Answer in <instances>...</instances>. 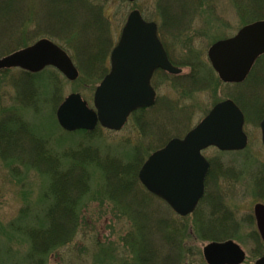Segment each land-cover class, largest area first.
<instances>
[{
    "label": "rangeland",
    "instance_id": "1",
    "mask_svg": "<svg viewBox=\"0 0 264 264\" xmlns=\"http://www.w3.org/2000/svg\"><path fill=\"white\" fill-rule=\"evenodd\" d=\"M19 1L21 4L14 6L16 7L15 13L1 22L0 57L7 54L5 51L11 52L22 48L20 46L23 43L28 46L37 39L46 37L60 49H64L76 67L78 75L72 81L55 68L46 67L35 76V82L41 84L39 88L36 87L37 97L34 93L30 96L31 91L29 93L27 91L25 96L18 98L14 94L17 90L12 83L19 77L31 78V74L19 68L1 69L0 121L13 115L33 130L36 139L45 138L50 145L57 148L76 145L80 135L76 133L70 135L64 132L56 122L54 111L61 103L60 101L73 91L79 93L88 106L93 107V92L99 80L95 76H86L88 74L82 67L92 51L85 49L84 43L78 42V47H74L73 43L67 40V34L59 36L60 38L45 35L44 32L47 29L41 21L44 9L43 0ZM168 1L170 0H135L131 2L91 0L92 3L102 5V12L108 22L106 27L108 28V38L111 39L107 47V54L99 62L101 67H104L103 69L108 70L109 52L119 37L126 16L134 9L138 10L144 19L156 22L159 38L165 41L174 60H180L181 54L184 53L181 47L188 39V44L192 45L196 54L204 62L206 69L211 68L207 50L213 42L232 37L244 25L262 19L249 13L248 10L253 4L252 0H190L188 11L185 10L182 13L185 18L177 19V23L173 24L175 23L173 18L178 16L176 13L179 7L175 3L169 6ZM172 24L173 26L179 25L177 32L183 31V34H179L178 37L170 35L171 31L168 28ZM83 58L85 59L82 60ZM257 61L250 71L249 77L241 84L222 83L217 80V74L213 72L215 78L212 83L184 96L181 93L189 91L184 88V82L176 77H171L174 75L164 76L158 72L152 76V86L158 100L156 108L167 103L168 108L172 109L177 117L184 119L182 120L185 121L187 130L195 125L217 101L226 98L233 99L240 106L242 105V110L244 105V116H246L243 129L247 135L246 145L242 149L232 151H220L212 146L206 147L202 151V156L213 160L212 174L206 180L205 192L211 196L214 195L222 203L220 207L217 203L213 206L223 214L222 217L226 212H231L230 216L233 215L237 220L235 235L230 239L235 240L245 252V259L240 264H254L257 257L264 255V242L261 241L258 233V240H255L252 234L253 231L256 232L252 215L253 204L256 202L264 204V198L261 197L264 191L257 193L255 189L256 173L264 166V146L261 143L258 123L264 111L259 115L251 113L254 106L252 99L257 98L264 103V70L259 71L264 69V58ZM176 66L182 69L181 75L190 71L188 66ZM52 75L57 78L56 84L59 90L56 92L60 97L55 105L49 96H46L45 101L42 100L44 95L42 84L49 81ZM258 75L259 79L256 80ZM32 83L34 84V82ZM29 97L31 100L27 101ZM146 114H151V111ZM99 131L93 139V145L98 146L101 151L112 150L116 156L125 160L127 157L124 154L133 144L139 143L142 133L131 116L119 130L101 128ZM182 133L179 136H182ZM174 135L172 134V137ZM141 145H143L142 142ZM26 146L28 145L26 144ZM144 146L147 145L144 144ZM145 147L142 148L144 160L159 148L150 151ZM32 167L19 161L7 164L0 158V264H27L30 262L31 254L32 257H41L44 264H118L121 261H131L135 254V248L131 244L123 242L127 239V241L131 240L132 235L134 236L136 233L134 222L131 221L130 208L103 194V172L94 166L88 167V192L81 197L79 202V224L73 238L62 246L49 248L50 251L48 249V252L46 251L42 256L41 253H32L27 235L11 227V223L18 217L21 207L28 206L36 212L35 214L42 217L43 208L47 203L46 199L43 200L45 198L43 194L47 192L49 178ZM132 182L133 189L130 191L131 194L133 192V195L131 196L141 198L147 205V207L143 205L144 208L142 207L143 210H141L144 214L143 219H148L150 222L152 217L159 216L163 220H170L177 215L164 201L145 190L138 178L137 181L133 180ZM207 201L208 198L201 204V208H208L206 207ZM186 219L187 234L183 239L193 248L192 258L195 260L192 264H205L201 248L209 241L199 239L194 233L193 220L191 221L189 215ZM148 234L152 238V233L148 232ZM156 235L158 236L157 232ZM159 238L156 237L153 240L155 247L165 253L168 251V246L164 245L165 242L162 244L163 240H159Z\"/></svg>",
    "mask_w": 264,
    "mask_h": 264
},
{
    "label": "trees",
    "instance_id": "2",
    "mask_svg": "<svg viewBox=\"0 0 264 264\" xmlns=\"http://www.w3.org/2000/svg\"><path fill=\"white\" fill-rule=\"evenodd\" d=\"M175 1H168L169 6L175 3L179 7L176 13L178 16L173 18L175 23L171 22L173 24L177 23V19L185 18L182 13L185 10L188 11L187 7L191 4L190 0ZM252 1L253 4L248 10L249 13L257 16L256 18L263 19L264 0ZM15 4H21V1L0 0V29L2 28L1 22L15 13ZM43 5L41 21L47 29L44 32L45 35L60 38L59 36L67 34V40L73 43L76 48L78 42L84 43V48L92 51V54L89 57L87 56L89 59L83 63V70L88 74L86 76H95L100 80L107 71L103 69L104 67H101L99 62L107 54V47L111 42V39L108 38V28H106L108 22L102 12V5L92 3L91 0H43ZM167 17L170 16L167 15ZM173 24L168 28L171 31L170 35L178 37L179 34H183V31L177 32L179 25L173 26ZM162 42L170 61L174 65H183L190 68L187 74L171 76L184 82V88L189 91L182 92V96L212 83L215 78L212 69L204 67V62L196 54L192 45L188 44V39L184 41L181 47L184 51L180 57L181 61L174 60L168 51L167 45H165V41ZM21 43L23 42L21 41ZM23 46H26V43H23L20 47ZM5 52L8 53L9 51ZM261 58H264V55L257 60ZM257 60L256 62H258ZM158 72L164 76L168 75L163 71ZM37 75L31 73V78L27 79L24 76L14 81L12 84L17 90L14 94L18 98L25 96L27 91L28 93L31 91L30 96L33 93L35 94L36 87L41 86V84L35 82V76ZM56 80L57 78L52 75L49 81L42 84L44 94L42 100L45 101L46 96H49L54 105L57 103L56 101L60 100L59 94L56 92L59 90ZM35 95L37 97L38 94ZM30 100L31 97L27 98V101ZM235 102L237 103V101ZM252 102H254V106L251 113L262 114L264 103L257 98L252 99ZM157 104L158 100L156 99L153 106L140 108L131 113L130 116L142 133L139 143L133 144L124 154L128 158L126 160L116 156L112 150L101 151L98 146L93 145L95 135L101 130L100 126H97L93 131L76 130L66 132L70 135L79 134L78 143L57 148L52 144L50 145L45 138L36 139L33 130L13 115H9L0 121V158L7 164L19 161L25 163L26 166H33L49 178L47 192L43 194V197H45L43 200L46 199L47 203L43 211L41 210L42 217H39L35 214L36 212L25 206L20 208L16 221L14 220L11 223L14 230L16 229V231L27 235L32 253H41L42 256L49 248L62 246L73 238L79 224V202L82 199L81 197L88 192V167L94 166L103 172V194L130 208L131 221L134 222L136 230L131 240L127 241L126 238L127 240L123 241L135 248L134 256L131 261H121L118 264H179L181 262L192 264L194 262L195 259L192 258L193 248L190 243H186L183 239L184 235L187 234L185 228L187 216L180 217L176 215L170 220L164 219L165 221L159 216L156 218L154 216L148 222V219H143L144 214L141 211L144 208L143 205H146L145 201L131 196L133 195V192L131 194L130 191L133 189L132 181H137L136 171L144 160L142 148L145 146L143 147V145H147L145 147L147 150H154L164 145L172 137V134L178 137L180 133L187 130L184 119L177 117L174 111L168 108L167 103L159 106L158 109L156 108ZM148 111H151V114L147 115L146 112ZM263 116L264 113L260 116V119ZM168 131H170L169 134ZM23 140H26V142H23ZM75 141L74 139V143ZM141 142L143 145H141ZM209 161L210 167L207 176H205V185L206 180L212 174L213 160L210 159ZM255 189L257 193L264 191V166L256 173ZM261 197L264 198V193ZM207 198L206 207L208 208H201V204ZM216 203L219 204V207L222 206L217 197L205 192L197 207H195L196 209L189 215L195 225L194 233L201 240H223L232 238L235 235L237 220L233 215L230 216L231 212H226L222 217L223 214L213 207ZM148 232L152 233V238ZM252 234L253 238L258 240L257 232L253 231ZM160 236L161 238H159ZM156 237L163 240L162 244L165 242L164 245L168 246L167 252L162 253L161 249L155 247V241L153 240ZM32 256L31 254L30 262L27 264H44L41 257Z\"/></svg>",
    "mask_w": 264,
    "mask_h": 264
},
{
    "label": "water",
    "instance_id": "3",
    "mask_svg": "<svg viewBox=\"0 0 264 264\" xmlns=\"http://www.w3.org/2000/svg\"><path fill=\"white\" fill-rule=\"evenodd\" d=\"M122 27L109 55L110 69L94 89V108L73 91L54 111L63 129L89 131L97 122L105 128L120 129L131 111L153 104L155 92L150 87L149 76L156 68L174 75L180 73L181 69L168 60L153 21L142 20L134 9ZM262 53L264 19L243 26L231 38L212 43L207 56L220 80L237 83ZM47 65L69 80L77 77L67 54L46 38L0 57V69L19 67L38 72ZM243 123V113L234 101L224 99L215 103L183 136L169 139L150 153L137 172L138 180L145 190L162 199L178 215L191 213L204 194V176L209 167L201 150L208 146L221 151L242 149L247 141ZM258 123L264 145V117ZM253 217L264 242L263 203L253 204ZM239 246L232 239L210 241L202 246L201 252L206 264H240L245 252ZM254 264H264V255L255 259Z\"/></svg>",
    "mask_w": 264,
    "mask_h": 264
}]
</instances>
